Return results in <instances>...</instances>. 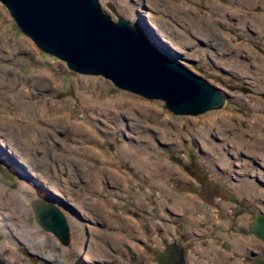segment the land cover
Returning <instances> with one entry per match:
<instances>
[{
    "label": "rangeland",
    "instance_id": "rangeland-1",
    "mask_svg": "<svg viewBox=\"0 0 264 264\" xmlns=\"http://www.w3.org/2000/svg\"><path fill=\"white\" fill-rule=\"evenodd\" d=\"M110 1L227 103L178 114L103 74L74 71L0 0V160L14 156L30 173L9 166L15 187L0 169L2 258L158 264L155 251L169 244L181 245L187 264H260L252 252L264 256V240L249 226L264 211V0ZM136 156L159 168L147 173ZM38 197L67 215L70 244L37 222Z\"/></svg>",
    "mask_w": 264,
    "mask_h": 264
},
{
    "label": "water",
    "instance_id": "water-1",
    "mask_svg": "<svg viewBox=\"0 0 264 264\" xmlns=\"http://www.w3.org/2000/svg\"><path fill=\"white\" fill-rule=\"evenodd\" d=\"M1 1L24 33L74 71L103 74L122 88L164 100L178 114H199L227 103L226 92L155 46L142 28L118 11L115 1L107 5L117 19L101 0ZM1 167L3 181L16 187L13 170ZM31 205L37 222L68 245L70 224L60 205L45 197L32 199ZM249 227L264 240V211L253 214ZM155 257L158 264H187L181 245L167 244L155 251ZM257 260L264 264V256ZM0 264H7L1 256ZM40 264L57 263L44 260Z\"/></svg>",
    "mask_w": 264,
    "mask_h": 264
},
{
    "label": "bare ground",
    "instance_id": "bare-ground-1",
    "mask_svg": "<svg viewBox=\"0 0 264 264\" xmlns=\"http://www.w3.org/2000/svg\"><path fill=\"white\" fill-rule=\"evenodd\" d=\"M148 15V14H147ZM149 18V17H148ZM153 26V25H152ZM168 43V42H167ZM90 107V106H89ZM101 109H103L102 107H101ZM2 118V117H1ZM1 118H0V120H1ZM5 119V118H4ZM83 126H85V125H83ZM82 127V126H81ZM79 128V130L80 131H82V133L85 131V129H82V128ZM86 128V127H85ZM14 144V143H13ZM231 145V144H230ZM121 149L124 151V152H128V153H130V151L127 149V146H123V147H121ZM19 153V152H18ZM131 154V153H130ZM19 155V154H18ZM11 155H9V157L7 158L8 160L9 159H12L13 160V164L12 165H9L8 163V166H11L12 168H13V165H15V167H17V168H19V169H22V170H24L25 172H28V170H27V167H26V165L25 164H23L22 163V161L20 160V159H18V158H15L14 156H11ZM24 157V156H23ZM136 159H137V163H138V165H139V167H141V168H143V169H145L146 170V172L147 173H150V172H153L154 171V169L157 167L155 164H153L152 162L150 163L149 161H148V159H143L141 156H136L135 157ZM142 160L144 161V162H142ZM4 161H1L0 160V169H1V171L3 172V168L1 167V165L4 167V166H6V165H4V164H6V163H4ZM29 164V163H28ZM34 166V165H33ZM157 168H159V167H157ZM29 173V172H28ZM30 174V173H29ZM4 176V175H3ZM32 176V175H31ZM14 178H16L17 179V177H16V174L14 175ZM43 180V179H42ZM45 183H47V184H50L49 182H48V180H43ZM42 181V182H43ZM18 181H16V183H17ZM8 185V184H7ZM52 188V187H51ZM55 193H57V192H55ZM186 200V199H185ZM180 201V200H179ZM185 202V201H184ZM44 229V228H43ZM45 230V229H44ZM242 241V240H241ZM55 244H56V249H57V252H58V250H60L59 249V244L55 241ZM70 244V243H69ZM252 254H256L255 252H252ZM259 257V256H258ZM44 260H46V261H49L50 259H48V258H43V260L42 261H44Z\"/></svg>",
    "mask_w": 264,
    "mask_h": 264
},
{
    "label": "flooded vegetation",
    "instance_id": "flooded-vegetation-1",
    "mask_svg": "<svg viewBox=\"0 0 264 264\" xmlns=\"http://www.w3.org/2000/svg\"><path fill=\"white\" fill-rule=\"evenodd\" d=\"M8 167V164L6 163V166H4V168H7ZM2 179L4 178V176H2L1 177ZM15 181H17V179L15 178ZM254 255V258H255V260L256 261H258L257 260V258H258V256H257V254H253ZM0 256L2 257V255L0 254ZM259 257H263V256H259ZM42 258V259H41ZM37 259L39 260L38 262H37V264H40L41 262H42V260H43V257H37ZM260 264H263L262 262H260V261H258ZM8 263V262H7ZM9 264V263H8Z\"/></svg>",
    "mask_w": 264,
    "mask_h": 264
},
{
    "label": "crops",
    "instance_id": "crops-1",
    "mask_svg": "<svg viewBox=\"0 0 264 264\" xmlns=\"http://www.w3.org/2000/svg\"><path fill=\"white\" fill-rule=\"evenodd\" d=\"M226 244L228 245V243L226 242Z\"/></svg>",
    "mask_w": 264,
    "mask_h": 264
}]
</instances>
